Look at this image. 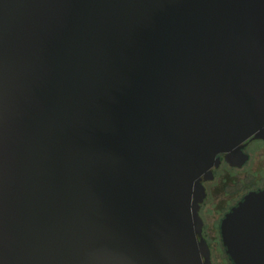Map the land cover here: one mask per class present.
<instances>
[{
  "label": "water",
  "instance_id": "95a60500",
  "mask_svg": "<svg viewBox=\"0 0 264 264\" xmlns=\"http://www.w3.org/2000/svg\"><path fill=\"white\" fill-rule=\"evenodd\" d=\"M264 139V0H0V264H211L203 180ZM264 264V188L221 222Z\"/></svg>",
  "mask_w": 264,
  "mask_h": 264
},
{
  "label": "flooded vegetation",
  "instance_id": "af4514ba",
  "mask_svg": "<svg viewBox=\"0 0 264 264\" xmlns=\"http://www.w3.org/2000/svg\"><path fill=\"white\" fill-rule=\"evenodd\" d=\"M242 151L248 155V159L240 167L231 166L225 161V155L221 154L219 165L212 169V177L208 180H203L206 196L199 209V215L203 222L201 238H203L209 246L211 264H234L230 256L227 254L226 248L223 244L220 229L221 222L226 213L236 206L245 195L251 191H258L264 188V139L250 138L246 140L243 143ZM250 162L253 163V168H251V165L248 166ZM233 170L235 172L239 171V173H232L235 178L232 181L233 184L230 186L235 188L229 190L226 194V201L231 204L222 212L217 206V203H219L218 199L220 197V190L216 192V185L221 180L225 182V175L234 172ZM215 183L216 185H214ZM211 194L216 196V203H214L213 209L207 204ZM218 209L221 212L217 213ZM209 210L215 212L216 219H212L214 215L209 214Z\"/></svg>",
  "mask_w": 264,
  "mask_h": 264
},
{
  "label": "rangeland",
  "instance_id": "374dc122",
  "mask_svg": "<svg viewBox=\"0 0 264 264\" xmlns=\"http://www.w3.org/2000/svg\"><path fill=\"white\" fill-rule=\"evenodd\" d=\"M254 159V158H253ZM249 165H251V168H253L252 167V165H253V163L252 162H250L249 164H248V166ZM234 171V170H233ZM221 173H222V171H221ZM232 173H235V174H237V173H239V171H234V172H230L229 174L227 173L226 175H225V182L224 181H220L219 183H217V185H216V183L214 184V185H216L217 186V188H216V192L217 191H219L220 192V194H219V199H218V202L219 203H217V206L220 208V210L223 212V211H225L226 209H227V207H229L230 206V204L231 203H228L227 201H226V198H227V192L229 191V190H233L235 187H232V186H230L231 184H233L232 183V181H233V179L235 178L233 175H232ZM226 184H228V185H226ZM213 185V184H212ZM216 196H214V195H212L211 194V196H210V198H209V200H208V205H209V207L211 208V209H213V206H214V203H216V198H215ZM212 200V201H211ZM213 211V210H212ZM212 211H208V213L209 214H212V215H214L213 216V220H214V218L216 217L215 216V212H212ZM221 211H219V209L217 210V213L218 212H221ZM216 213V214H217ZM216 219V218H215Z\"/></svg>",
  "mask_w": 264,
  "mask_h": 264
}]
</instances>
